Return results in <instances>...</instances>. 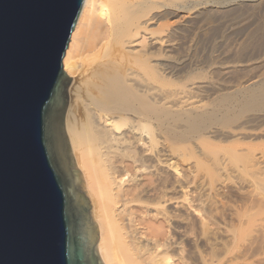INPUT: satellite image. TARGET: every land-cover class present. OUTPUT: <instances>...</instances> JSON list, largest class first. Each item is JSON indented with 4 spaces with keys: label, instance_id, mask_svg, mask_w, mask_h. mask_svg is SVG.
<instances>
[{
    "label": "bare ground",
    "instance_id": "obj_1",
    "mask_svg": "<svg viewBox=\"0 0 264 264\" xmlns=\"http://www.w3.org/2000/svg\"><path fill=\"white\" fill-rule=\"evenodd\" d=\"M167 1L84 0L63 60L68 76L77 78L81 73L77 61L80 56L89 55L86 61L90 65V73H84L82 81L78 80L80 83L76 79L67 88L69 106L64 130L68 137L67 153H70L76 167L73 195L76 196V191L84 193L88 203L89 227H98L91 245H95L101 264L232 263L230 254L235 250L230 252L231 245L225 243L224 252L217 256L218 259L215 256L212 258L211 253L212 257L209 253H201L198 242L194 244L197 248L193 247V251L186 254L183 241L179 238L181 236H178L183 232L174 226L183 218L178 208L182 202L181 193L186 189L180 162H184L182 158L185 157L181 152L183 145H188L190 141L198 142L192 143L194 146L203 143V148L217 143L223 148V144L235 138L227 143V147L232 143V150L228 148L234 153L231 152L232 157L248 158L256 175L264 174V153H256L259 145L264 147V138L261 139L263 142L259 139L261 144L258 141L255 144L256 140L249 136L251 124H255L251 128H260L264 133V120H251V116L247 122L235 125L250 112L257 115L264 113L263 75H259L262 80L260 85H257L256 79V85L253 82V85L235 93L233 90V93L221 95L215 104L212 102V107L203 102L204 105L199 104L200 96L196 91L181 93L183 95L181 90L179 93L165 91L167 71L171 68L167 61L171 57L168 56V49L173 47V50L175 45L180 44L169 35L168 25L164 22L170 15ZM179 64H174L176 72L182 70ZM216 125L221 126L218 130L236 129L232 133H221V130L213 128ZM248 139L253 140V144L248 143ZM192 144L190 142L188 149L194 147ZM209 149L208 145L207 151ZM194 151L192 149L191 153ZM194 158L195 161L204 160H199L197 156ZM223 166L227 168L225 163ZM256 178L260 179V176ZM170 207L175 211H171ZM198 212L193 211L192 215L198 217ZM167 223L172 224L174 229H167ZM228 230L229 234V227ZM247 231H242V237ZM189 234H185V238Z\"/></svg>",
    "mask_w": 264,
    "mask_h": 264
},
{
    "label": "water",
    "instance_id": "obj_2",
    "mask_svg": "<svg viewBox=\"0 0 264 264\" xmlns=\"http://www.w3.org/2000/svg\"><path fill=\"white\" fill-rule=\"evenodd\" d=\"M84 0H0V264H95L63 60Z\"/></svg>",
    "mask_w": 264,
    "mask_h": 264
},
{
    "label": "rangeland",
    "instance_id": "obj_3",
    "mask_svg": "<svg viewBox=\"0 0 264 264\" xmlns=\"http://www.w3.org/2000/svg\"><path fill=\"white\" fill-rule=\"evenodd\" d=\"M174 1L168 0L166 3L168 5V8L170 9L168 10V14L170 15L167 16V19L164 22L168 25L167 28L169 30V35L171 34L170 36H174L175 38H173L175 40L177 39L176 41H179L175 43H180L181 45L182 43H184V45H175L176 48L174 46V51L172 50L173 47L171 49H168L170 53H168V56H171L172 58L170 57L167 59L171 68L169 69V72L167 71V73L169 74H167V80L164 83L165 91H167L168 93L173 91L174 93H179L181 90L182 92H180V94L187 93L190 90L196 91L197 95L200 96L199 104L203 102L207 106L211 104L213 105V103L215 104L216 100H219L217 99V97L220 98L227 93H233V90L235 93L236 91H239V89L242 90L246 87H249V85L255 82L256 79L258 84L255 82L254 85H260V81H262L259 78L261 76L260 74H262V77H264V0ZM152 28H155V26H152ZM86 56L89 55L87 54ZM86 56H80L81 58L77 61L78 66L81 68L79 70H81L80 72L82 73V75L81 73L80 75L82 77L79 78L80 75L77 78L76 76L70 77V84L74 83L76 79V82L80 83V81L78 80L80 79L82 81L84 73L85 75L88 72L90 73V71H88L90 65H88L86 61L88 59L86 58ZM184 60H186L187 62ZM180 61L182 63H180ZM170 62L172 63L171 65ZM175 63H180L179 66L182 70L178 72H176V70H173L176 66L174 65ZM182 64L184 67L181 66ZM84 68L87 70H85ZM187 80L189 81L187 82ZM263 83L264 80L261 84ZM252 113L250 112V114H246L245 117H243V120L241 122L239 121L238 124L235 125L238 126L241 123L247 122V120L251 116V120H256L258 118L259 119L256 121L264 120V113H260L261 115H257L255 114V112ZM251 125L250 126L253 127L255 124ZM219 127H217V125L216 127L213 126L215 130H218ZM251 127L249 128L250 132L247 130L249 132L250 139L256 140V142H254L255 144L257 143V141L259 142V144H261V142H263L261 141V139L264 138V133H262L263 131H260V128V130H257L255 127ZM221 129L222 128H220V130ZM231 129L232 131H228L229 129H223L221 130V133H224L226 131V133H232L236 128ZM220 130L218 131L220 132ZM251 132L257 135H250ZM253 135L256 137H253ZM259 139L261 142L259 141ZM231 140H235V138H231ZM231 140L229 139L228 141L231 142ZM248 140V143H251L253 141ZM193 141H190L191 144L196 142V140L195 142ZM188 142H185V144ZM190 142L188 143V145H183L184 149L183 151H181L182 156L185 155V157L182 158L184 162L181 161L180 163L185 176L186 190L181 193L182 202L178 209L183 215V218L180 223H174V226H178V229L183 232L182 234H178V236H181L179 238L183 241L186 254H189L190 251H193V247L194 249L197 248L196 246H194V244L198 242L199 245L197 243L196 244L198 246V249L202 248L200 250L201 253L205 255H208L209 253V257H212V254V258H214L215 256V259H218V257L224 252L225 243L226 245H231L229 247L233 248H228L230 252L231 250H235V252H232L233 256L230 254L232 259L234 260H231L232 263L230 264H247L249 261H251L249 264H264V174L262 175L261 173L259 175H256L255 168L251 163H249V161L247 160L248 158L240 157V159H236L237 157H232L234 156L231 155V152L232 154H234L233 151L230 152V150H232V143L228 144L227 147V143L229 142H226V145L223 144V148H220L218 146V143L215 145L208 144L210 149L209 151H207L208 145H206V149L205 146L203 148V143L197 145L198 142H196V146L192 144L194 146L192 147V145H190L193 151L195 150L192 153L197 154L193 155L191 153L192 149H188ZM247 142L245 141L246 144ZM182 144H184V142ZM212 147H218V149ZM259 147H261V150L259 149ZM228 148L230 150H228ZM235 148H238V146H235ZM257 148L259 151H257L256 153H264V147L259 145ZM205 149L207 152L205 151ZM196 151L198 153H196ZM199 153L201 154L200 156L198 155ZM65 154L68 158V170L72 176V180L74 183V171L76 170V167L70 153H67V150ZM194 156H197V158L199 157V160H202L203 158L204 160H197V162L195 161L196 157L194 158ZM192 157L194 158V160H191ZM241 158L243 160H241ZM195 163L198 167H200V169L196 166ZM224 163L225 165H227V168L223 166ZM219 164H221L223 168L220 167ZM223 169L227 172H225ZM195 173L196 176L194 175ZM252 173L254 176H252ZM256 176H260V179H257ZM195 177L198 179H196ZM253 178H256L260 183L258 184L256 179L252 180ZM193 180L195 181L194 184ZM186 183H188L189 185H187ZM211 191L215 194H212ZM208 194L212 196L209 197ZM187 199H189V201ZM170 210L175 211L173 207H170ZM193 211H199V216H193ZM239 211L240 213H242L240 214ZM202 221H204V223ZM166 227L167 229L169 227H171V229H174L173 225L170 223H167ZM228 227L231 231L229 234ZM246 230H248V233L245 234V237H242V235H244L243 233L246 232ZM188 231H190L191 233L189 234ZM185 234L189 235L185 238ZM219 240L222 241L223 244ZM217 241H219V243ZM203 247L206 248L204 249ZM209 247L213 250H211ZM243 249L246 251H244ZM203 250L204 252H202ZM218 250L219 252H222L219 253ZM234 253H237V255H235ZM92 254L94 263L101 264L99 257L95 251V245L92 249ZM238 254L241 256H239ZM235 256L236 259L234 258ZM237 256H239V258H237ZM231 257H229V259H231ZM237 259L240 262H237Z\"/></svg>",
    "mask_w": 264,
    "mask_h": 264
}]
</instances>
